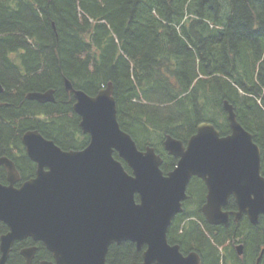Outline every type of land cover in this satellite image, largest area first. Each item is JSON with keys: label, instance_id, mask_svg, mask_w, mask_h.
<instances>
[{"label": "trees", "instance_id": "trees-1", "mask_svg": "<svg viewBox=\"0 0 264 264\" xmlns=\"http://www.w3.org/2000/svg\"><path fill=\"white\" fill-rule=\"evenodd\" d=\"M65 77L92 95L112 82L121 127L141 149L155 148L165 173L177 164L164 149L165 137L187 142L202 121L227 134L228 100L262 151L264 176V0H0V95L7 102L0 106V155L15 160L21 181L35 175L22 144L25 131L37 129L64 149L89 142ZM50 88L53 102L28 98ZM188 193L168 237L205 253L210 264H223L220 247L239 237L255 264L264 217L216 233L200 209L204 183L194 177ZM235 205L231 197L227 208ZM22 245L15 244L9 264L23 262ZM39 245L36 258H50ZM142 254L131 241L114 243L107 262L140 264Z\"/></svg>", "mask_w": 264, "mask_h": 264}, {"label": "water", "instance_id": "water-1", "mask_svg": "<svg viewBox=\"0 0 264 264\" xmlns=\"http://www.w3.org/2000/svg\"><path fill=\"white\" fill-rule=\"evenodd\" d=\"M64 86L73 93L74 111L90 141L83 149L64 150L37 129L24 132L22 142L37 169L19 186L14 162L0 157L8 170V184L0 181V220L10 228L1 239L0 264H7L14 242L26 237L43 242L56 264H109V247L123 241L146 247L140 264H201L196 252L184 256L178 245L168 242L169 227L183 210L194 176L207 186L202 211L210 224H229L225 207L231 196L239 207L236 219L247 213L258 223L264 214L262 153L228 100L229 134L222 136L204 121L186 144L166 136L165 150L178 161L165 174L155 148L141 150L121 127L112 82L95 95L75 88L67 77ZM4 89L0 82V92ZM28 98L53 102L55 90L31 91ZM242 248L238 246L239 253ZM35 251V246L21 251L27 264Z\"/></svg>", "mask_w": 264, "mask_h": 264}, {"label": "flooded vegetation", "instance_id": "flooded-vegetation-1", "mask_svg": "<svg viewBox=\"0 0 264 264\" xmlns=\"http://www.w3.org/2000/svg\"><path fill=\"white\" fill-rule=\"evenodd\" d=\"M5 92V91H4ZM4 92H0V94H3ZM0 99H1V95H0ZM4 104H7V102L6 101H3L2 99L0 100V106H3ZM22 144H23V142H22ZM23 146H24V144H23ZM24 148H25V146H24ZM25 151H26V148H25ZM26 154H27V152H26ZM27 156H28V154H27ZM0 157H8V158H10L14 163H15V165H16V169H17V171L19 172V174H20V180H19V182L16 184L17 186H19V185H21V183L23 182V181H21V173H20V171H19V169H18V167H17V164H16V162H15V160L13 159V158H11V157H9L8 155H0ZM28 158L30 159V157L28 156ZM31 160V159H30ZM32 162H34L33 160H31ZM34 164H35V166H34V169H35V174H36V163L34 162ZM0 172H3L4 174H5V176H6V178H5V180H2L1 178H0V181L2 182V183H7L8 184V178H7V175H8V170H7V168H6V166H4V165H2V164H0ZM35 176V175H34ZM33 176V177H34ZM203 183H204V185H205V187H206V194H205V201H206V195H207V186H206V184H205V182L202 180V179H200ZM231 199V198H230ZM234 199V198H233ZM205 201L201 204V211H202V206H203V204L205 203ZM235 201V200H234ZM229 202H230V200H229ZM229 204V203H228ZM235 206L236 207H234V208H230V209H228L227 208V206L225 207V210H227V211H229V213H230V218H229V224L228 225H213V224H210L208 221H207V219H206V217H205V214L203 213V211H202V214H203V216L205 217V219H206V221H207V223L208 224H210V225H212V227H215L214 229H212V230H214L216 233H218L219 231L218 230H220L222 227H233L234 225H241L242 224V222H243V220L244 219H246V218H248V220L250 221V223H252L251 222V220H250V218H249V215L247 214V213H243L242 214V216L239 218V219H236V216H235V214H234V212L235 211H237L238 209H239V207H238V205H237V203H236V201H235ZM184 212V211H183ZM183 212H181V213H178L174 218H173V220L176 218V217H178L179 215H181ZM262 217H264V214H261L260 216H259V220H258V223L261 221L260 219L262 218ZM0 222H2V223H4L3 221H1L0 220ZM172 223H173V221H172ZM171 223V224H172ZM257 223V224H258ZM5 224V223H4ZM253 224V223H252ZM254 225H256V224H254ZM205 228V227H204ZM206 229V228H205ZM10 231V228L7 226V224H5V228L3 229V230H0V257H1V255H2V252H1V239H2V237L5 235V234H7L8 232ZM208 232V231H207ZM31 238V242H28V240ZM18 242H22L23 243V245L19 248V254L24 258V260H23V262L21 263V264H27V259H26V257L24 256V255H22V253H21V251L23 250V249H25V248H29V247H33V246H35L36 247V251H35V255H34V257H33V259H32V261H31V263L30 264H42L44 261H48V262H52V263H54V264H56V260H55V258H54V256H53V254L51 253V251H50V253H51V256H50V258H45V257H41V258H39V259H37L36 257H37V251H38V248L40 247V243L47 249V247L45 246V244L43 243V242H41V241H37V240H35V239H33L32 237H26V238H24V239H19V240H16L15 242H14V244H13V246H12V248H11V251H10V255H11V252H12V250H13V247L15 246V244H17ZM168 242H169V244L170 245H178L179 246V250H180V252L184 255V256H188V254H190L191 252H196L200 257H201V264H210L211 263V261H210V257L209 256H207V255H205V253H202V252H200L199 250H197V249H193V248H191V249H188V250H185L184 248H183V245L181 244V243H179V242H177V241H174L173 239H170L169 237H168ZM239 245H242L243 246V248H242V252L241 253H239V250H238V246ZM145 249V247H143L142 248V253H143V250ZM260 249H261V251H260V254H259V256L256 258V260H255V264H259V262L261 261V257L263 256V254H264V245H261V247H260ZM48 250V249H47ZM220 250H221V256H222V259H223V264H249V260H250V257H249V255L247 254V256H246V253H247V244L244 242V241H241V239L239 238V237H235V238H229L225 243H224V245H222L221 247H220ZM10 255H9V257H10ZM7 264H9V258H8V260H7Z\"/></svg>", "mask_w": 264, "mask_h": 264}]
</instances>
